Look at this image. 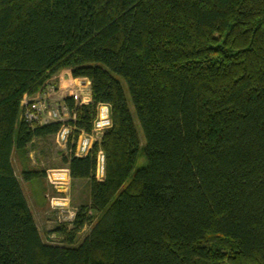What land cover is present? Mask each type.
Here are the masks:
<instances>
[{
	"label": "trees",
	"instance_id": "1",
	"mask_svg": "<svg viewBox=\"0 0 264 264\" xmlns=\"http://www.w3.org/2000/svg\"><path fill=\"white\" fill-rule=\"evenodd\" d=\"M66 69L92 95L75 134L98 103L112 125L63 158L89 201L53 244L12 157L58 130L21 102ZM0 264H264V0H0Z\"/></svg>",
	"mask_w": 264,
	"mask_h": 264
},
{
	"label": "built area",
	"instance_id": "2",
	"mask_svg": "<svg viewBox=\"0 0 264 264\" xmlns=\"http://www.w3.org/2000/svg\"><path fill=\"white\" fill-rule=\"evenodd\" d=\"M55 77L58 78L57 82H54ZM68 98L78 106L90 104L92 102L90 81L85 77H72V83L68 84V82L61 81L57 74L36 93L24 96L21 102L23 118L33 125L58 123L59 128L54 134L55 142L60 146H67L69 155L85 157L90 154L96 144H100L102 135L112 125L110 106L106 103H98L90 131L79 130L75 134L77 129L72 123L76 122L77 115L71 111V107L66 102ZM69 144L70 147H68ZM104 170L105 156L99 149L96 154V176L102 177ZM47 178L58 192H64L70 179L69 169L65 167L55 170ZM65 199L59 196L53 198L52 203L55 204L53 209L59 216L60 223L70 225L75 218L76 211H69L66 217L61 216L60 210L63 211L61 205H65Z\"/></svg>",
	"mask_w": 264,
	"mask_h": 264
},
{
	"label": "rangeland",
	"instance_id": "3",
	"mask_svg": "<svg viewBox=\"0 0 264 264\" xmlns=\"http://www.w3.org/2000/svg\"><path fill=\"white\" fill-rule=\"evenodd\" d=\"M59 76L61 81L68 82V84L72 83V77L70 76L69 70H62L59 73ZM57 81L58 78L55 77L54 82ZM135 124L142 146L145 143L144 135L136 118ZM27 154V160L20 158L17 154H13L12 161L15 173L20 181L21 188L43 240H49L50 243L56 244L58 243L59 238L52 230L57 224H60V220H58L59 216L54 212L53 208H55V204L52 203V199L57 196H59V198H66L65 200L67 203L65 202V205H61L63 211L60 210L62 213L61 216L66 217L68 216L69 211L75 212L77 211L78 206L88 203V182L86 180L72 181L70 177L64 192H58L54 185L49 182L47 176L52 174L55 170L67 167L63 162V158L69 156L67 146L63 147L58 145L54 140V136L45 139H35L34 142L28 146ZM144 163V156L141 154V156L138 157L135 167H140ZM23 167L43 171L44 176L38 179L25 181L21 175ZM67 226L71 228V225L68 223ZM88 230V227L83 229V231L77 236L76 243H80L85 238Z\"/></svg>",
	"mask_w": 264,
	"mask_h": 264
},
{
	"label": "clouds",
	"instance_id": "4",
	"mask_svg": "<svg viewBox=\"0 0 264 264\" xmlns=\"http://www.w3.org/2000/svg\"><path fill=\"white\" fill-rule=\"evenodd\" d=\"M54 136V135H53Z\"/></svg>",
	"mask_w": 264,
	"mask_h": 264
}]
</instances>
